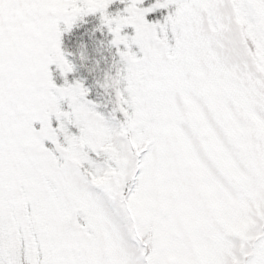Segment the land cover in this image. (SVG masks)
<instances>
[{
	"label": "snow or ice",
	"instance_id": "obj_1",
	"mask_svg": "<svg viewBox=\"0 0 264 264\" xmlns=\"http://www.w3.org/2000/svg\"><path fill=\"white\" fill-rule=\"evenodd\" d=\"M145 3L0 0V264H264V0Z\"/></svg>",
	"mask_w": 264,
	"mask_h": 264
},
{
	"label": "trees",
	"instance_id": "obj_2",
	"mask_svg": "<svg viewBox=\"0 0 264 264\" xmlns=\"http://www.w3.org/2000/svg\"><path fill=\"white\" fill-rule=\"evenodd\" d=\"M148 2H149V5H150L151 3H154L155 0H149ZM123 7H124L123 4H120V3L117 2V3L112 5V7L109 9V11L112 12V13H115L116 11L122 9ZM163 14H166V13H164L163 10H161L160 12H157L156 14H153L151 16V20H152V18L153 19L154 18H158V17H160ZM87 19H88V23L86 25H82L78 29H75L74 30V35L79 36V34L81 32H90L91 29L93 27H95L99 23V20H98L97 17H89ZM106 38L110 39L111 37H103V36H100L99 34H97L93 38V40L91 42H89L88 55H89V57L91 58L92 61L100 59V55H101V53L98 52V45L95 42L99 41V40H104ZM69 50L70 51H76L75 47L70 48ZM102 54L103 55H107L106 52H103ZM76 62L79 65V61H76ZM106 68H107V65L105 63L101 62V65H100V70L101 71L96 73V74H93V75H90L85 68H80V70H81L80 71V75H81L82 79L85 80L86 86L92 87L94 89V94H95L96 91H98V89H95V79L98 78L100 75H102V71L106 70Z\"/></svg>",
	"mask_w": 264,
	"mask_h": 264
},
{
	"label": "rangeland",
	"instance_id": "obj_3",
	"mask_svg": "<svg viewBox=\"0 0 264 264\" xmlns=\"http://www.w3.org/2000/svg\"><path fill=\"white\" fill-rule=\"evenodd\" d=\"M148 1H149V0H146V3H145V5H144L145 7H147V6L149 5V2H148ZM154 14H156V13H154ZM148 19L151 20V16H149ZM152 19H153V18H152ZM131 31H132L131 29L128 30V32H129L130 34H131ZM80 71H81V70H80V68L78 67V71L75 73L74 77H69V79H70V80L73 79V78H76V79H82V77H81V75H80ZM57 83H58V84H59V83H62V80H58Z\"/></svg>",
	"mask_w": 264,
	"mask_h": 264
}]
</instances>
